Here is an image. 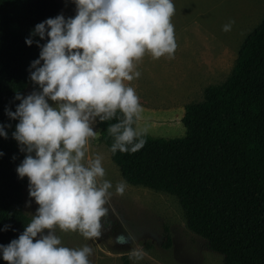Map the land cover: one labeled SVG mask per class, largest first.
I'll return each mask as SVG.
<instances>
[{
	"label": "clouds",
	"instance_id": "clouds-1",
	"mask_svg": "<svg viewBox=\"0 0 264 264\" xmlns=\"http://www.w3.org/2000/svg\"><path fill=\"white\" fill-rule=\"evenodd\" d=\"M74 2L75 17L60 14L33 30V36L50 37L30 65V78L42 91L27 97L17 93L15 99L22 102L16 111L6 110L19 119L13 137L27 153L16 171L20 178L28 177L29 195L39 205L18 239L0 244L8 264H90L93 249L64 246L56 229L99 238L113 195L122 196L127 187L121 180L115 193L110 191L104 156L89 154L90 141L98 138L93 125L97 117L101 122L118 120L107 128L113 154L143 148L148 129L140 126L144 109L130 82L141 76L138 66L145 55L174 59L178 48L173 0ZM233 24L229 21L222 30L231 31ZM33 42L26 38L28 45ZM7 135L0 125V136ZM145 255L137 247L130 258Z\"/></svg>",
	"mask_w": 264,
	"mask_h": 264
},
{
	"label": "trees",
	"instance_id": "trees-1",
	"mask_svg": "<svg viewBox=\"0 0 264 264\" xmlns=\"http://www.w3.org/2000/svg\"><path fill=\"white\" fill-rule=\"evenodd\" d=\"M60 9L58 0H0V125L8 134L0 136L2 245L18 239L32 219L24 209L29 179L16 171L27 155L13 137L19 119L6 110L16 111L22 101L15 97L24 96L29 85L40 89L30 65L50 37L32 33ZM238 51L228 79L208 86L204 100L186 105L183 136L147 133L139 151L110 153L128 183L176 195L189 228L222 254L224 264H264V18ZM116 122L98 118L109 150L113 138L107 128ZM169 242L167 234L166 247ZM0 264H8L2 251Z\"/></svg>",
	"mask_w": 264,
	"mask_h": 264
},
{
	"label": "rangeland",
	"instance_id": "rangeland-1",
	"mask_svg": "<svg viewBox=\"0 0 264 264\" xmlns=\"http://www.w3.org/2000/svg\"><path fill=\"white\" fill-rule=\"evenodd\" d=\"M58 1L59 15L66 19L75 17L74 0ZM173 3L176 11L172 23L178 43L175 58L153 59L145 55L138 66L141 76L130 82L144 109L140 126L147 127V133L153 136L185 134L182 117L186 105L204 100L208 86L228 79L241 44L264 18V0H173ZM231 20L235 21L231 31H223V25ZM34 91L42 89L29 85L24 97ZM49 103L55 105L50 99ZM93 128L98 138L90 141L89 154L104 156L105 179L113 184L110 191L115 193V185L121 180L127 187L122 196L113 195L109 214L102 218L99 238L86 239L79 232H63L57 227L62 244L69 248L91 247L90 264H224L222 254L189 228L179 198L166 191L128 183L100 138L98 117ZM38 207L29 195L28 183L24 209L33 217ZM167 234L171 236L169 247L164 243ZM118 238L125 242H118ZM137 247L146 253L141 260L130 258Z\"/></svg>",
	"mask_w": 264,
	"mask_h": 264
}]
</instances>
